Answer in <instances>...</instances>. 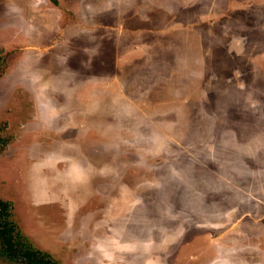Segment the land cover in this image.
Masks as SVG:
<instances>
[{
	"label": "rangeland",
	"instance_id": "1",
	"mask_svg": "<svg viewBox=\"0 0 264 264\" xmlns=\"http://www.w3.org/2000/svg\"><path fill=\"white\" fill-rule=\"evenodd\" d=\"M0 60L20 242L53 264H264V0H0Z\"/></svg>",
	"mask_w": 264,
	"mask_h": 264
},
{
	"label": "trees",
	"instance_id": "2",
	"mask_svg": "<svg viewBox=\"0 0 264 264\" xmlns=\"http://www.w3.org/2000/svg\"><path fill=\"white\" fill-rule=\"evenodd\" d=\"M2 64L0 60V75L3 72ZM0 213L5 210V206L0 205ZM15 226L10 221L0 222V239L3 241L4 249L1 254H3L10 261L16 262L17 264H53L52 259L49 256L33 249L30 245L20 242L21 236L19 233L16 235L14 230ZM20 236V237H19ZM15 240V242H11ZM24 243V244H23ZM42 256V259H39Z\"/></svg>",
	"mask_w": 264,
	"mask_h": 264
}]
</instances>
